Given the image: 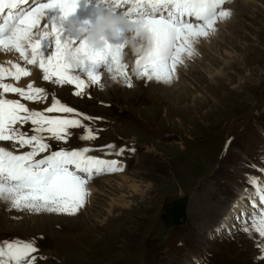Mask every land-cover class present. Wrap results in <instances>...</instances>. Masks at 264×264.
<instances>
[{"label":"rangeland","instance_id":"rangeland-1","mask_svg":"<svg viewBox=\"0 0 264 264\" xmlns=\"http://www.w3.org/2000/svg\"><path fill=\"white\" fill-rule=\"evenodd\" d=\"M221 7L232 15L217 20L216 31L200 37L190 57L182 54L170 83L137 79L129 53L124 63L132 87L118 73L105 72L107 65L85 61L70 69L87 84L79 96L74 84L47 91L44 84L52 81L38 82L43 101L5 93L30 110L43 111L53 99L72 107L82 115L44 113L81 121L68 129L66 140L41 134L50 150L88 147L86 155L117 160L123 171L94 176L84 207L71 216L17 210L0 200V243L32 241L35 264H264V237L251 229L252 217L264 208L256 195L264 182V0H229ZM53 19L54 11L46 9L43 22L51 26ZM58 24L61 43L80 40L81 33L70 34L67 20ZM128 35L109 36L108 42L121 43ZM40 42L47 58L55 37ZM6 57L0 64L12 62L9 53ZM36 66H26L30 75ZM90 68L100 73L98 84L88 81ZM3 82L26 90L29 83L36 86L32 78L24 86ZM32 127L25 123L21 131L31 135ZM88 130L95 139H81ZM12 144L0 141L13 152L22 149ZM120 148L125 151L117 155ZM184 194L187 219L154 239L165 198ZM244 226L250 231H242Z\"/></svg>","mask_w":264,"mask_h":264},{"label":"snow or ice","instance_id":"snow-or-ice-1","mask_svg":"<svg viewBox=\"0 0 264 264\" xmlns=\"http://www.w3.org/2000/svg\"><path fill=\"white\" fill-rule=\"evenodd\" d=\"M79 0H0V51L18 54L25 65H38L44 81L55 84H74L81 95L86 87L84 79L73 75L70 69L88 61L93 67L107 65L105 72L118 73L126 79L128 87L132 81L128 78V64L121 62V43L105 42L100 49H91L87 42L80 40L75 45V64L66 57L69 44L61 43L55 25L43 22L46 9L59 8L67 17L73 13ZM107 11L126 18L139 25L138 31H144L151 37V47L143 56H134L132 71L137 79L156 80L170 83L177 65L183 64V55H192V45L200 38L215 32L217 20H225L232 13L221 6L229 0H102ZM126 5L127 10H123ZM5 10L7 13L5 15ZM43 22V28L40 25ZM50 28V31H49ZM123 30H120V35ZM55 37V49L47 58L40 52V40ZM11 67L0 64V141H12V147L28 146L30 151L15 154L0 147V200L9 201L11 207L29 212L77 214L85 205L90 194L86 188L94 176L105 172H120L117 160H104L86 155L91 149L51 151L43 133L57 141L66 140L68 129L81 126L80 119L49 116L44 113L61 112L81 116L72 107L65 106L53 99L51 105L43 111L30 110L18 99H7L5 93H18L28 101H43L47 97L44 89L27 85V90L12 83H4L5 77L19 81L30 72L20 63L8 62ZM115 78V76H113ZM88 81L95 85L100 81V73L89 69ZM23 114V115H22ZM84 120L92 119L88 116ZM30 122L32 133L21 131V127ZM83 140L95 139L91 130L81 137ZM105 148H112L106 145ZM120 148L117 155L123 153ZM134 151V149H133ZM47 155L37 159L40 153ZM249 183L257 185L256 178L250 177ZM259 203L264 205V182L256 188ZM251 229L264 237V208L252 217ZM249 232L250 228L241 229ZM219 231V229H217ZM37 248L32 241H4L0 243V264H35L37 257L32 255ZM42 259V257H41Z\"/></svg>","mask_w":264,"mask_h":264},{"label":"clouds","instance_id":"clouds-1","mask_svg":"<svg viewBox=\"0 0 264 264\" xmlns=\"http://www.w3.org/2000/svg\"><path fill=\"white\" fill-rule=\"evenodd\" d=\"M138 29V24L131 23L126 18L115 15L110 11H98L95 23L89 25L87 29L80 30V40L86 41L87 46L91 49H100L104 47L109 36L118 38L120 30H123V32L129 34L123 42V49L120 51L121 62H125L129 53L133 56H143L151 47L149 34L142 30L138 31ZM74 48L75 45L70 44L66 51V57L70 64H75L76 62ZM112 78L115 79L114 77Z\"/></svg>","mask_w":264,"mask_h":264},{"label":"bare ground","instance_id":"bare-ground-1","mask_svg":"<svg viewBox=\"0 0 264 264\" xmlns=\"http://www.w3.org/2000/svg\"><path fill=\"white\" fill-rule=\"evenodd\" d=\"M104 5V3L102 4ZM53 11H54V19H53V22L52 24L56 26L57 30L59 29V21H63V20H67V22H69L70 26L68 28V30L70 31V34L72 35V37H75L77 36L79 33H80V30L81 29H85V27H89V25L91 24H94L95 23V20H96V17H97V12L98 11H104L106 12L107 11V8H101L99 5H96V4H92V3H88L84 0H79L78 2V5L75 9V11L73 13H71L70 15H68L67 17L63 16L60 9L59 8H51ZM50 10V9H48ZM125 10V9H124ZM127 10V9H126ZM46 11V10H45ZM50 12V11H49ZM90 17V21H88L87 19ZM52 19V18H51ZM219 23H222V21H220ZM81 35V34H80ZM118 40V38H117ZM41 43V42H40ZM46 51V50H45ZM40 52L42 53V55H46L45 53H43V51L40 50ZM7 55V52H2L0 51V56L2 59L4 58H7L6 55ZM5 56V57H4ZM9 57L11 58L12 57V63H20L21 66H27L24 64L23 61L19 60L18 59V54H13V53H9ZM2 61V60H0ZM4 62V61H3ZM4 67L6 68H10L11 65L8 64V65H3ZM29 66V65H28ZM34 69V68H33ZM33 79L34 82L36 83V86L38 85V82H40V84L43 82H46L43 80V73L42 71L39 69V67L36 66V68L34 69L33 71V74L30 75V76H22L21 79L18 81V83H20L21 85H26V81L27 79ZM6 79V80H5ZM4 81L5 82H8L9 79H12V81H15L13 78L11 77H5ZM84 79V78H83ZM45 85V89H55L56 87V84L54 83H47V84H44ZM63 86L66 85V84H62ZM73 85V84H71ZM87 85V84H86ZM90 85V84H89ZM35 86V87H36ZM38 87H41L38 85ZM47 87V88H46ZM88 87V86H87ZM43 88V87H41ZM65 88V87H64ZM62 90V89H61ZM48 91V90H47ZM57 91V90H56ZM62 92H66L65 90H62ZM64 95V94H63ZM2 143H6L7 141H1ZM57 149V148H56ZM21 150H24V148L22 149H15V154H21ZM55 150V149H54ZM183 223V222H182ZM181 224V223H180ZM175 225H179V224H171V226H175ZM170 226V227H171ZM164 236V235H162Z\"/></svg>","mask_w":264,"mask_h":264},{"label":"water","instance_id":"water-1","mask_svg":"<svg viewBox=\"0 0 264 264\" xmlns=\"http://www.w3.org/2000/svg\"><path fill=\"white\" fill-rule=\"evenodd\" d=\"M187 198V194L176 198H165L159 224L153 232L154 239H159V235H166L171 224H180L187 219Z\"/></svg>","mask_w":264,"mask_h":264}]
</instances>
